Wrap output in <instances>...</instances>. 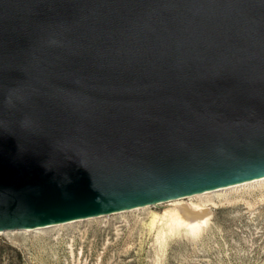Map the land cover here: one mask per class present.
Returning a JSON list of instances; mask_svg holds the SVG:
<instances>
[{"label":"water","instance_id":"water-1","mask_svg":"<svg viewBox=\"0 0 264 264\" xmlns=\"http://www.w3.org/2000/svg\"><path fill=\"white\" fill-rule=\"evenodd\" d=\"M264 176V0H0V230Z\"/></svg>","mask_w":264,"mask_h":264},{"label":"rangeland","instance_id":"rangeland-1","mask_svg":"<svg viewBox=\"0 0 264 264\" xmlns=\"http://www.w3.org/2000/svg\"><path fill=\"white\" fill-rule=\"evenodd\" d=\"M240 190L203 197L212 213L196 237L180 231L156 240L161 224L152 214L164 203L0 233V264H264V185Z\"/></svg>","mask_w":264,"mask_h":264},{"label":"bare ground","instance_id":"bare-ground-1","mask_svg":"<svg viewBox=\"0 0 264 264\" xmlns=\"http://www.w3.org/2000/svg\"><path fill=\"white\" fill-rule=\"evenodd\" d=\"M264 185V176L254 178L251 180L242 181L235 184H230L215 189L205 190L202 192L180 196L165 201L155 202L152 204H146L130 209H125L121 211H116L112 213L102 214L93 217L80 218L75 220H70L66 222L50 224L40 227L28 228V229H10V230H0V233L15 232V231H36L53 226H61L63 224L78 222L86 219L102 217L109 214L121 213L130 210H136L139 208H145L148 206H158L160 204H167V208L161 211V213L154 212L152 214V223L160 222L161 226L158 227L156 232V240L161 243L166 240L167 237L180 233V231L185 232L193 237L198 236L207 226L210 216L211 207H208L204 203L203 197L208 198L210 194L214 193L216 196L225 194L230 191H238L241 188H257ZM241 191V190H240ZM243 191V190H242ZM193 198H195L193 200ZM210 199V198H209ZM208 200V199H205ZM159 225V224H158Z\"/></svg>","mask_w":264,"mask_h":264}]
</instances>
